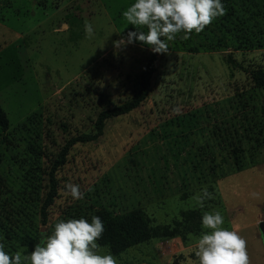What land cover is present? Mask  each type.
<instances>
[{"label":"rangeland","instance_id":"rangeland-1","mask_svg":"<svg viewBox=\"0 0 264 264\" xmlns=\"http://www.w3.org/2000/svg\"><path fill=\"white\" fill-rule=\"evenodd\" d=\"M133 2L0 0V106L10 122L0 129V244L27 255L58 221L141 211L180 232L112 254L116 264H195L202 229L187 232L183 215L215 209L245 240L249 264H264V84L254 76L264 70V0H222L223 15L188 39L177 33L163 53L126 42L138 31L121 16ZM152 56L142 105L71 148L45 225L47 156L54 164L70 141L96 134L102 110L138 96ZM204 187L201 208L193 197Z\"/></svg>","mask_w":264,"mask_h":264},{"label":"clouds","instance_id":"clouds-1","mask_svg":"<svg viewBox=\"0 0 264 264\" xmlns=\"http://www.w3.org/2000/svg\"><path fill=\"white\" fill-rule=\"evenodd\" d=\"M223 13L222 0H134L121 16L138 29L127 33V43L139 41L152 52L163 53L168 51V42L177 33H183L182 38L188 39ZM138 26L146 27L147 31ZM84 29L86 35L93 31L88 22ZM115 43L119 46L125 40L121 38ZM65 189L73 200L83 196L79 185L66 184ZM208 198L211 194L206 187L193 197L201 208ZM201 229L195 238V264H249L245 240L224 226V217L218 210L202 213ZM103 231L104 225L98 216H92L90 221L83 217L61 220L55 223L50 234L42 233L40 242L27 255L20 251L9 253L0 244V264H116L110 252L98 251L101 246L96 241Z\"/></svg>","mask_w":264,"mask_h":264},{"label":"trees","instance_id":"trees-1","mask_svg":"<svg viewBox=\"0 0 264 264\" xmlns=\"http://www.w3.org/2000/svg\"><path fill=\"white\" fill-rule=\"evenodd\" d=\"M244 2L242 1V4ZM233 6V8H240ZM245 6V5H243ZM155 72V56L149 60L145 71L141 75V86L142 89L138 96L134 97L130 102L118 105L116 107L102 110L97 117V121L94 124L96 127V134L92 136H83L80 138H75L70 141L66 147H64L60 152V157L53 164L51 160V153L48 155L44 152V155H48L47 158L51 166H48V183H49V193L48 198L45 201L44 207L42 209L43 223L46 225L49 221V214L53 209L55 201L58 198V180L57 175L68 161V157L72 147L79 144H86L89 142L96 141L101 138L105 129L107 122L111 119L118 118L127 115L134 110L138 109L145 98L151 87V78ZM254 76L256 81L261 85L264 84V70L260 69ZM10 128V122L8 115L0 106V129L2 131H7ZM49 134V133H48ZM48 146V145H47ZM104 225V231L99 240L96 242L101 247H107L111 254L119 255L126 250L141 245L143 243L149 242L157 238H171L177 234L179 229L171 230L166 227H153L150 224L149 219L141 213V211H131L125 214H114L106 210H100L96 212ZM183 223L186 225L185 230L190 233H194L200 230L201 227V215L198 211H192L189 213H184ZM190 224V225H189ZM181 226V223H178Z\"/></svg>","mask_w":264,"mask_h":264},{"label":"water","instance_id":"water-1","mask_svg":"<svg viewBox=\"0 0 264 264\" xmlns=\"http://www.w3.org/2000/svg\"><path fill=\"white\" fill-rule=\"evenodd\" d=\"M259 226H260V230H261V233H262V238L264 240V222H262Z\"/></svg>","mask_w":264,"mask_h":264}]
</instances>
